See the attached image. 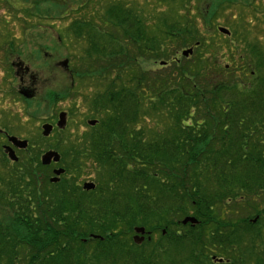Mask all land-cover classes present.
I'll return each mask as SVG.
<instances>
[{"label": "trees", "instance_id": "trees-1", "mask_svg": "<svg viewBox=\"0 0 264 264\" xmlns=\"http://www.w3.org/2000/svg\"><path fill=\"white\" fill-rule=\"evenodd\" d=\"M193 1L160 0L178 7L159 25L122 0L104 8L56 0L46 9L55 20L73 17L59 37L79 50L75 85L99 88L89 101L97 124L85 122L87 133L67 147L54 138L50 147L61 150L66 171L56 184L41 149L30 146L12 163L0 147V264H264L263 210L253 208L255 223L238 215L264 197V49L245 29L246 53L232 52L221 64L214 23L219 7L235 0H210L206 10V0H197L198 16ZM32 3L9 13L45 14ZM11 35L1 45L5 59L15 46ZM237 35L232 28L226 38ZM192 46L191 56L178 58ZM149 59L167 63L144 68ZM87 162L97 163L98 186L83 193L77 180ZM42 167L45 194L38 196ZM229 212L237 217L226 218ZM185 216L199 222L185 225ZM136 226L149 232L140 245Z\"/></svg>", "mask_w": 264, "mask_h": 264}, {"label": "rangeland", "instance_id": "rangeland-1", "mask_svg": "<svg viewBox=\"0 0 264 264\" xmlns=\"http://www.w3.org/2000/svg\"><path fill=\"white\" fill-rule=\"evenodd\" d=\"M54 1L56 0H31L30 7L33 9L35 6L32 2H35V4L38 3L40 8L39 11L42 12V10H45V14L42 15L37 13L35 17H30L26 14L9 13L11 12V8H8L6 4L0 0V121L4 122V126L8 125V129L3 125L0 127L1 130H5V132L11 136L27 139L30 146L35 150L41 149V151L46 152L47 150L55 149L61 153L59 148L50 147L51 144L54 143V138L56 136H61L63 140H66L64 145L67 147L69 144L68 139L75 143L76 140L81 139V136L87 133L88 127L85 122L87 119L91 118L89 113V101L90 99L92 100L96 91H99V88L97 89L96 86L92 84V86H89L87 83L82 82V86H80L82 90L80 93H77L80 87L75 85V81L80 79L76 78L75 81L73 80L74 71L72 67L76 64L73 57L78 54L79 50H73L71 44L67 40H58L60 35L58 30L65 33V29L73 17L64 21L55 20L52 18V16L54 17L55 13L53 12H55V10L53 12L48 10L47 12L52 13L51 15H47L46 9L52 8V3H54ZM61 1L72 4L74 0ZM159 1L122 0L123 3L126 2L133 6L130 7L143 12V19L149 20L150 15L151 19H155L154 23L156 25L160 24V19L158 20L157 18L162 17V14H165V12L173 16L178 7L177 3L167 6L166 3H160ZM90 2H98V8H104L107 4H103L111 2V0H90ZM131 2L133 4H131ZM196 2L197 0L191 2L192 9H190V11L193 12L194 15H197ZM208 2H210V0H206L203 3L205 10L208 8ZM234 2L235 3H231L230 6L223 4V6L219 7V19L214 23L216 29L221 26L228 28L230 31L234 28L239 32L236 38H231L232 41L234 40V43L227 40L226 37L228 36L226 34L217 32L216 41L222 48L219 55L221 59L220 62H222L221 64L226 63L232 52L236 54V56L237 54L246 53L248 38L249 41L260 43L264 49V0H251L252 3L250 7L249 0H235ZM39 15H41V17H39ZM240 15L245 18V24L244 21H242L243 18L239 20ZM197 19L201 22L200 24H203L200 16L197 17ZM43 25H45V27ZM245 29L248 30V38H245L242 34ZM205 32L204 34L208 37L212 36V33ZM8 34H12L11 36H13L17 42L21 40L22 43L24 42V44H21L20 48L22 60L24 59L28 64H31L33 70L40 71L42 75V79L38 85L37 96L31 101V103L34 102L32 106L26 105L20 98H13L14 89L12 84L14 83V79L12 78L9 66L7 64L5 65V54H3V48L1 46L5 41V36ZM28 36V40L23 39ZM64 37L63 35V38ZM227 41L233 43L232 47H230ZM17 42H15V45H19ZM182 49L183 48H180L179 52H181ZM178 56L180 58L181 54L179 53ZM67 59L68 66H65L62 62ZM143 66L144 68H156L159 66V61L149 59L143 63ZM235 73L239 76H243L238 65L235 69ZM74 85L76 86L75 92L71 90V87ZM62 111H66L68 115L65 128L61 129L56 127L49 137L43 138L41 125L43 123L55 125L59 119L58 113ZM27 115H29V117ZM4 144H8V141L5 134L2 133L0 135V146ZM96 167L97 163L87 162L85 174L77 180L80 187L85 181H93L98 186ZM51 168H53V164ZM0 171H3L1 163ZM39 195H41L40 192L38 193V196ZM253 200L254 201L247 206L246 212L239 211L238 215L240 218L245 217L247 220L254 223L258 219V215L254 212L253 208L257 207L259 211L262 212L263 210L261 218L263 217L262 223H264V197H254ZM1 209L3 210V208L0 207V218L2 217ZM14 211L13 209L11 211V209L6 208L3 212L6 214L7 218L11 216V218L14 219L16 215ZM225 217L232 220V218H236L237 216L229 212ZM89 233L90 237L98 235L91 232ZM21 262L18 264H24L23 260H21Z\"/></svg>", "mask_w": 264, "mask_h": 264}, {"label": "flooded vegetation", "instance_id": "flooded-vegetation-1", "mask_svg": "<svg viewBox=\"0 0 264 264\" xmlns=\"http://www.w3.org/2000/svg\"><path fill=\"white\" fill-rule=\"evenodd\" d=\"M1 1H3L8 8H11V11H16L17 12V11H22L24 9H31L32 8V7H30V3L26 2L25 0H1ZM43 26L45 27V25H43ZM28 38L29 37H24L23 39L24 40H28ZM58 40L61 41L60 38H58ZM14 42H17L15 38H14ZM17 43H19V45H15L14 49L13 48H8V49L4 50V51L10 52V54L8 55L9 57L7 59H5V65L7 64L9 66V70H10V72L12 74V78L14 79V83L12 84V87L14 89L13 93L15 95L13 96V98H20V99H22L24 101V103H26V105H31L32 106V103L34 104V102L31 103V101L33 99H35L36 96H37L38 85H39V83H40V81L42 79L41 78L42 75H41L40 71L33 70L31 64H28V62L25 61L24 59H23L24 61L22 60V58H21V49L20 48H21V44H24V42L22 43V40H21V41H18ZM44 55H45V53H44ZM9 70H7V71H9ZM27 103H31V104H27ZM29 108H30V106H29ZM27 109L28 108L26 107V110ZM27 116L29 117V115H27ZM44 124L45 123H43L41 125V128H42L41 133H42V137L43 138H45V135L43 134V125ZM2 133L5 134L6 138L8 136H11L9 134H6V132L4 130H1V127H0V135ZM19 139L27 141V139H21V138H19ZM7 141H8V139H7ZM8 144H9V142H8ZM5 145H7V144H4V146ZM0 147H3V146H0ZM29 147H30V143L29 142H28V145H27L26 149L19 148L17 146H13V150L15 151V154L17 155L18 160L10 161V162L18 163L20 161V159L22 158L23 152L27 151V149H29ZM44 153H45V151H41V153H40V162H41V164H42L41 157H42V155ZM52 163L50 165H52ZM43 166H45V165H43ZM59 167H61V166L57 165L54 162L53 163V168H52L53 173H54V170L56 168H59ZM64 174L60 175V177H59V179L57 180L56 183L60 182V180L62 179ZM36 179L38 181V189L40 190V193L41 194H45V167H42V170H39L37 172ZM77 186L80 187V185H77ZM80 188H81V191L83 193H90L91 191H94V190L96 191V189H97V187H96L93 190H85V189H83L82 186ZM223 261H224V258H223Z\"/></svg>", "mask_w": 264, "mask_h": 264}, {"label": "water", "instance_id": "water-1", "mask_svg": "<svg viewBox=\"0 0 264 264\" xmlns=\"http://www.w3.org/2000/svg\"><path fill=\"white\" fill-rule=\"evenodd\" d=\"M219 31L226 34V35H230V30L226 27H219ZM193 53V48H188L182 51L183 56L188 57L189 55H191ZM162 65L166 64V62H160ZM63 65L68 66V59L65 60L64 62H62ZM58 122H57V126L59 128H65L66 124H67V112L62 111L59 113L58 115ZM89 124L91 125H95L96 124V120H89ZM53 124L51 123H45L43 125V134L45 136H49L51 134V132L53 131ZM9 140L12 142V144L14 146H17L19 148H26L28 145V142L25 140H20L17 137L11 136L9 137ZM5 151L7 152L8 156L10 159L16 161L18 160L17 155L15 154V151L13 150V148L11 146H5L4 147ZM61 156L60 154L55 151V150H49L47 151L43 156H42V163L44 165H48L50 164L52 161L54 162H58L60 160ZM54 173L56 174V177L51 178L52 182H57V180L59 179L58 176L62 173H64V169L62 168H58L54 170ZM84 189L90 190V189H94L96 187V184L94 182H85L83 185ZM256 220V219H255ZM183 224H188L191 223L193 226L196 225L198 223V220L193 217V216H186L183 220H182ZM135 232L136 234L134 235L133 239L135 241V243L137 244H141L144 239H145V234H146V229L143 226H137L135 227ZM95 237H98L97 235H95ZM213 260L215 261H219L222 262V259H216V257H213Z\"/></svg>", "mask_w": 264, "mask_h": 264}]
</instances>
